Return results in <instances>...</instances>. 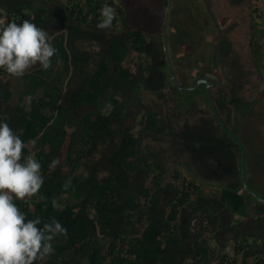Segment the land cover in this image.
<instances>
[{
  "label": "trees",
  "instance_id": "16d2710c",
  "mask_svg": "<svg viewBox=\"0 0 264 264\" xmlns=\"http://www.w3.org/2000/svg\"><path fill=\"white\" fill-rule=\"evenodd\" d=\"M154 1L164 17L167 0ZM106 3L117 17L111 28L99 30ZM252 11L259 20L260 9ZM174 14L170 34L163 31L166 46L195 50L199 17L188 11L183 21ZM130 18V9L114 0H0V22L29 19L49 32L58 50L47 71L37 65L18 78L22 89L14 105L10 75L0 69V118L25 142L24 155L39 160L44 178L39 192L17 206L27 219L55 217L68 230L38 264H264V204L244 191L240 149L215 120L206 85L179 90L162 39L130 29ZM225 43L221 35L213 69ZM250 48L255 65L264 67V42L255 40ZM173 73L181 87L196 85ZM198 79L211 84L215 110L245 149L246 182L264 198L258 176L264 174V149L256 160L254 144L232 127L233 113L244 104L230 83ZM149 98L169 104L171 115L162 118ZM143 134L170 137L176 152L216 186L197 184L177 169L165 184L167 172L146 153ZM250 156L257 178L250 175ZM54 159L59 163L50 167Z\"/></svg>",
  "mask_w": 264,
  "mask_h": 264
},
{
  "label": "rangeland",
  "instance_id": "374dc122",
  "mask_svg": "<svg viewBox=\"0 0 264 264\" xmlns=\"http://www.w3.org/2000/svg\"><path fill=\"white\" fill-rule=\"evenodd\" d=\"M114 1L123 8L130 9V29L144 30L148 39L154 42H159L163 38V31L170 34L168 26L171 21V10L175 13L173 19L178 17L180 20H186L188 17L185 15L188 11L191 12L192 16L199 17L198 20L202 27L197 33L198 37L195 35L198 39L195 50L182 44L176 45L175 50H170L167 45L171 70L177 72L180 79L187 85H195L194 83L200 75H204L213 83L218 80L220 83L228 82L232 85L240 101L244 104L239 112L233 113L232 127L235 130H240V136L243 139L254 144L257 150L256 160H258L260 150L264 149V96L262 93L264 92V67L255 65L251 57L250 47L255 40L264 42V0H170L165 25H163L164 17L162 16L161 5L154 0ZM254 7H258L261 11L259 20L254 18L252 11ZM221 35L226 38V43L224 48L221 46L223 49L217 55L216 67L213 69L212 57L213 55L216 56V46ZM98 49L96 46L92 50L98 51ZM201 59L205 60V63H202ZM172 64L174 69H172ZM8 88L13 91L12 105H14L18 101L22 89L19 79L10 75ZM148 101L162 118L166 119L171 115L172 108L169 104L158 100L154 101L153 98H149ZM25 103L27 104L28 101L26 100ZM203 108L205 112H210L207 107ZM134 119L137 120L138 117H132L129 120L130 125L136 123V121L132 122ZM179 127L180 124L175 121L174 128L178 129ZM142 145L146 153L157 159L167 172L164 177L165 184L169 182L170 172L177 169L197 184L216 186V184L207 182L200 176L187 155L176 152L170 137L161 135L152 138L143 134ZM254 162L256 161L250 156L251 176H255L256 172L259 171L256 170ZM261 171L257 173L260 176L259 180L264 185V174ZM226 238L222 241L226 242ZM228 250L230 249L228 248Z\"/></svg>",
  "mask_w": 264,
  "mask_h": 264
},
{
  "label": "clouds",
  "instance_id": "9594fccd",
  "mask_svg": "<svg viewBox=\"0 0 264 264\" xmlns=\"http://www.w3.org/2000/svg\"><path fill=\"white\" fill-rule=\"evenodd\" d=\"M116 9L104 4L97 29L112 27ZM57 49L49 32L29 19L0 22V69L13 77H23L39 65L47 71ZM25 142L9 121L0 118V264H38L55 252L56 237H67L68 230L55 217L43 221L27 219L16 201L34 196L44 184L41 163L35 155H24ZM59 160L54 159L51 166ZM53 206L58 207L55 201Z\"/></svg>",
  "mask_w": 264,
  "mask_h": 264
},
{
  "label": "water",
  "instance_id": "95a60500",
  "mask_svg": "<svg viewBox=\"0 0 264 264\" xmlns=\"http://www.w3.org/2000/svg\"><path fill=\"white\" fill-rule=\"evenodd\" d=\"M170 3H171V1L167 0V6H166L165 11H164L163 25H165L166 19L168 17ZM162 45H163V51H164L165 60H166L167 66H168V72H169L170 78L172 79L173 83L175 84V86L179 90L190 91V90L196 89L201 84L206 85V93H207L208 102H209L210 109L213 113L215 120L217 121L219 126L222 128V130L228 135V137L234 142V144H236V146H238L240 149V173H241V180H242L244 191H246L248 194L253 196L256 200H258L259 202L264 204V198H262L261 196L256 194L254 191H252L246 182L245 149H244L242 143L232 134V132L229 130V128L224 124V122L219 117L217 111L215 110V107L213 105V102H212V99L210 96L211 84L206 79H198L196 82V85L193 87H181L176 76H175V74L171 71V65H170V62L168 60V55H167L165 32H163Z\"/></svg>",
  "mask_w": 264,
  "mask_h": 264
}]
</instances>
